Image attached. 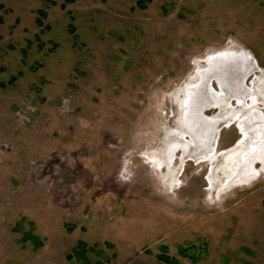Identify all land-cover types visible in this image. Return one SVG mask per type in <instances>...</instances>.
<instances>
[{"label":"rangeland","instance_id":"obj_1","mask_svg":"<svg viewBox=\"0 0 264 264\" xmlns=\"http://www.w3.org/2000/svg\"><path fill=\"white\" fill-rule=\"evenodd\" d=\"M49 250L264 264V0H0V264Z\"/></svg>","mask_w":264,"mask_h":264},{"label":"crops","instance_id":"obj_2","mask_svg":"<svg viewBox=\"0 0 264 264\" xmlns=\"http://www.w3.org/2000/svg\"><path fill=\"white\" fill-rule=\"evenodd\" d=\"M75 247H76V246H73V247L71 248V251H73V249H74ZM42 253H43V251H42L40 254H42ZM46 253H49L50 255H49V257H47V259L45 260V264H49V262H52L51 257H53V256H51V255H52L53 253H52L51 250L46 251ZM40 254H38V255H40ZM35 257H37V255H36ZM71 257H72V256H70V253L67 254V255L64 254V257H63V256H62V257L60 256V258H61V260L64 262V264H72V263H71ZM38 258H39V257H38ZM75 259L81 261V259L78 258L77 256H76ZM75 259H74V261L76 262V264H81V262L79 263V262H77ZM40 263H41V262H40Z\"/></svg>","mask_w":264,"mask_h":264},{"label":"bare ground","instance_id":"obj_3","mask_svg":"<svg viewBox=\"0 0 264 264\" xmlns=\"http://www.w3.org/2000/svg\"><path fill=\"white\" fill-rule=\"evenodd\" d=\"M216 61H217V63L215 62H211V63H209L208 65V68L205 70V73H204V75L205 76H209V77H211V74H207L208 72H207V70L209 71V70H212V69H215L214 71H217L216 69H217V67L219 68L218 70L222 73V66H221V61H222V59L220 60L219 58H216ZM224 61V60H223ZM222 61V62H223ZM213 65H215V67L213 66ZM221 69V70H220ZM237 71V70H236ZM246 72V71H245ZM245 72H244V74H245Z\"/></svg>","mask_w":264,"mask_h":264},{"label":"trees","instance_id":"obj_4","mask_svg":"<svg viewBox=\"0 0 264 264\" xmlns=\"http://www.w3.org/2000/svg\"><path fill=\"white\" fill-rule=\"evenodd\" d=\"M67 1H71V0H67ZM81 245V243L78 244V246ZM78 246H76L73 251L75 252L76 256L80 259L83 258V260L86 262V259H85V255H84V249L82 250L81 248H79ZM160 258H162L163 260L165 261H168V258L167 257H162L160 256ZM87 264H98V263H88Z\"/></svg>","mask_w":264,"mask_h":264},{"label":"flooded vegetation","instance_id":"obj_5","mask_svg":"<svg viewBox=\"0 0 264 264\" xmlns=\"http://www.w3.org/2000/svg\"><path fill=\"white\" fill-rule=\"evenodd\" d=\"M244 69V68H243ZM205 94V93H204ZM206 96V95H205Z\"/></svg>","mask_w":264,"mask_h":264}]
</instances>
